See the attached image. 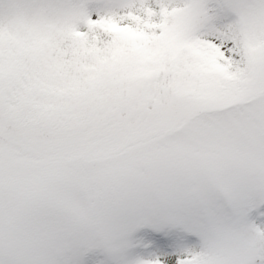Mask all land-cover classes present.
Here are the masks:
<instances>
[{
    "label": "snow or ice",
    "instance_id": "obj_1",
    "mask_svg": "<svg viewBox=\"0 0 264 264\" xmlns=\"http://www.w3.org/2000/svg\"><path fill=\"white\" fill-rule=\"evenodd\" d=\"M0 264H264V0H0Z\"/></svg>",
    "mask_w": 264,
    "mask_h": 264
}]
</instances>
